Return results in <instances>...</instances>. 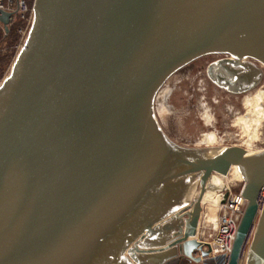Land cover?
Instances as JSON below:
<instances>
[{"label":"water","instance_id":"95a60500","mask_svg":"<svg viewBox=\"0 0 264 264\" xmlns=\"http://www.w3.org/2000/svg\"><path fill=\"white\" fill-rule=\"evenodd\" d=\"M32 13L0 84V264H209L201 199L232 166L247 203L228 264L251 236L247 264H264V150L181 147L153 109L206 55L229 57L209 68L219 86L258 79L264 0H34Z\"/></svg>","mask_w":264,"mask_h":264},{"label":"rangeland","instance_id":"374dc122","mask_svg":"<svg viewBox=\"0 0 264 264\" xmlns=\"http://www.w3.org/2000/svg\"><path fill=\"white\" fill-rule=\"evenodd\" d=\"M28 2L33 6L34 0H28ZM12 28L9 27V31L6 33L0 24V84L9 76L11 67L26 39L20 32L21 29L25 28V23L23 27ZM215 59L214 56L203 57L177 70L165 81L154 99L153 109L158 125L170 141L181 147L207 148L198 142L203 138V134L211 131L215 133L218 139L214 145L217 150L241 145L245 136L241 135L242 130L232 126V123L237 116L247 112L243 106V100L246 97H252L258 90L264 91V67L256 62H252L254 66L251 70L258 71L257 83L242 93L231 94L210 82L206 77L205 68ZM252 93L254 94L252 95ZM205 112L210 114L212 127L204 125ZM251 112L254 113L253 109ZM255 136L253 146L248 149L254 153H259L264 150V117L255 126ZM227 180L230 181L231 179L228 178ZM242 184V180H231L229 183L231 192L238 194ZM215 207L212 208L208 205L202 207V220L205 221L209 216L216 218L218 211ZM173 231L170 232V235ZM251 240L252 236L246 246V251ZM179 261L174 260L171 264H195L185 260Z\"/></svg>","mask_w":264,"mask_h":264},{"label":"built area","instance_id":"2783aa9c","mask_svg":"<svg viewBox=\"0 0 264 264\" xmlns=\"http://www.w3.org/2000/svg\"><path fill=\"white\" fill-rule=\"evenodd\" d=\"M0 11L11 13L9 27L16 21L17 17L25 22V28L21 29L20 32L26 38L33 21V13L32 9H28L24 0H0ZM242 183L238 194H233L230 186H228L227 190L221 192L217 206L218 214L214 222L208 219L204 221L202 216H200L194 239L202 245L204 251H209L208 258L211 259L209 264H217L214 261L216 258H222L223 264H228L229 262L236 232L247 203L242 197L244 182L242 181ZM263 192L264 186L259 197L261 206L264 203ZM249 240L250 238L237 264H247L246 254L248 250L246 251V246ZM193 255L195 258H201L199 251H196Z\"/></svg>","mask_w":264,"mask_h":264},{"label":"bare ground","instance_id":"6f19581e","mask_svg":"<svg viewBox=\"0 0 264 264\" xmlns=\"http://www.w3.org/2000/svg\"><path fill=\"white\" fill-rule=\"evenodd\" d=\"M253 94L254 93H252V95ZM243 106L246 108L245 110H247V112L243 115L237 116L236 119L233 121V123L231 122L233 124L232 126L240 128L242 130L241 135L245 136L244 140H242L241 145L239 144L235 146L242 148L245 151L246 156H252L254 154H257L258 152L254 153L250 151L248 148H251L253 146V140L256 138L255 126L257 125V123H259L260 119L264 117V91L258 90L252 97H246L243 100ZM248 108H250L251 110L253 109L254 113H252L251 110H249ZM167 110L169 111V109ZM207 112L209 113V111ZM207 112L204 113V118H203L204 125L206 127H212V121L210 120V116H209L210 114H208ZM217 140H218L217 136L215 135L214 132L211 131L209 133L203 134V138L201 139V141L198 142V144H204L205 147L211 148L209 151V156L212 157L218 154L220 151H222V149L217 150L214 148V145L217 143ZM228 178H230L231 180L234 179L237 181L239 180L244 181L243 175L237 166H232L229 169L227 175H219L217 173H213L206 183V189L201 199V207L208 205L211 206L212 208L216 206L215 209H217L221 192L227 190L228 186H230L229 183L231 180L228 181L227 180ZM262 195L264 196V192L262 193ZM207 219L211 222L215 221L214 216H209Z\"/></svg>","mask_w":264,"mask_h":264},{"label":"flooded vegetation","instance_id":"af4514ba","mask_svg":"<svg viewBox=\"0 0 264 264\" xmlns=\"http://www.w3.org/2000/svg\"><path fill=\"white\" fill-rule=\"evenodd\" d=\"M208 56H214L216 57L215 60L211 61L205 68V74H206V77L208 78V80L212 83H214L215 85L219 86L218 84H216L209 76V68L214 65V64H217V63H220L226 59H229L228 56H225V55H219V54H210V55H206V56H203V57H208ZM201 57V58H203ZM201 58H198L196 60H199ZM195 60V61H196ZM257 79V78H256ZM255 78H252V79H247V80H244V81H241L239 82L238 84H234L232 86H219L225 90H227L228 92H230L231 94H239V93H242L250 88H252L254 85H256L257 83V80ZM182 260H180L179 262H181Z\"/></svg>","mask_w":264,"mask_h":264},{"label":"trees","instance_id":"16d2710c","mask_svg":"<svg viewBox=\"0 0 264 264\" xmlns=\"http://www.w3.org/2000/svg\"><path fill=\"white\" fill-rule=\"evenodd\" d=\"M24 2L26 4V6L28 7V9H31L32 4H30V2H28V0H24ZM24 23L25 22L23 20H21L19 17H17L16 21L10 26V29H13L12 27L16 28L17 26L23 27Z\"/></svg>","mask_w":264,"mask_h":264}]
</instances>
